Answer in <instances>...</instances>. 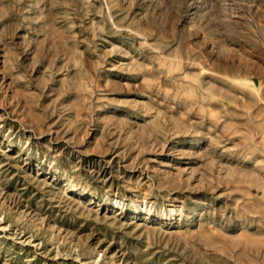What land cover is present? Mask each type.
<instances>
[{"label": "rangeland", "instance_id": "1", "mask_svg": "<svg viewBox=\"0 0 264 264\" xmlns=\"http://www.w3.org/2000/svg\"><path fill=\"white\" fill-rule=\"evenodd\" d=\"M0 264H264V0H0Z\"/></svg>", "mask_w": 264, "mask_h": 264}]
</instances>
